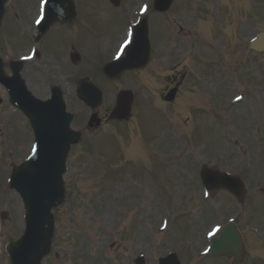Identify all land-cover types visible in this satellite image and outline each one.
I'll return each instance as SVG.
<instances>
[{
    "label": "rangeland",
    "instance_id": "obj_1",
    "mask_svg": "<svg viewBox=\"0 0 264 264\" xmlns=\"http://www.w3.org/2000/svg\"><path fill=\"white\" fill-rule=\"evenodd\" d=\"M30 12V9L24 8L22 10L21 7L16 5L14 12L5 18L3 24L7 19L11 20L5 26V32H7L5 36L8 34V40L16 41L21 38L22 30L27 29L31 22ZM101 33L100 29L96 31L97 35ZM166 35L167 22H161V39L165 38ZM5 36L2 37L4 42ZM5 44L8 46L6 42ZM78 47L83 51L84 56L90 52L95 55L91 49L83 44L82 39L79 40ZM19 50L25 52V48L22 50L21 46ZM60 52H62V49ZM212 54L215 55L216 53L212 51ZM204 58L206 61V57ZM194 59L192 49L186 51V47L181 49L178 47L174 58V66L170 70H165L161 65V74L155 77L154 81H150L148 87H144L142 93L139 94L136 104L137 110L130 124L114 127L115 123H103L96 131L86 132L71 148L68 157V169L64 175L66 198L62 205L54 209V221L50 226L53 231L50 251L46 252L45 250L42 253L43 258L40 264H83L79 258L84 256L88 261H92L94 253H96V260L99 263L104 262V264H125L128 260L126 256H136L138 254L144 255L148 264H151L150 257L161 255V252L158 253L159 248H157V245L153 247L150 239L152 236L158 237L161 242V233L158 230L161 223V203H163L162 206L165 205L164 203H172V206L180 213L175 218L179 222L182 220L181 215L184 210L191 207V205L193 207L206 201L202 197L201 189L197 190L193 187L192 189L197 191L192 192L189 189L191 193L187 198H182L183 201L175 202L170 196L177 189L180 190L177 184L182 186L181 182H187L188 179L196 177L197 171L203 162L232 173L239 172L238 168L243 166L247 170L244 179L250 185L247 189L249 194L246 198L248 197V201H250L253 199L252 194L258 195V192L255 191V183L257 182L260 185L262 181L264 182V113H261L260 108V103L261 106L264 105V60L261 61V64L255 62L259 64L257 65L259 69L254 71L262 74L263 85L261 83L258 85V89H261L262 93L255 90L254 86L257 83H254L253 80L248 81L240 75L237 79L233 78L229 81L231 76H228L226 80V84L229 81L227 85L228 95L226 94L228 102H231L235 90H245L246 96L244 95L240 104H234L236 107L235 112H223V115L229 113L231 118L234 119V124L230 121L227 125L222 119L221 111L223 110L222 107L227 106L221 101L214 105L207 104V101L209 103L211 101L208 100L206 95L213 96L207 91L209 86L205 83L207 78L206 80H196V85L193 84V79L196 76L194 74L202 70L201 64H198ZM93 65V59L80 61L76 67L77 76L81 79L85 75H89V79L92 78V81L97 86L100 85L104 91L105 94L101 104L95 108L103 116L106 113V108L110 109L112 107L113 88L117 84H122V81H101L97 75L89 71L88 68H92ZM55 66L51 64L50 70L58 77L59 84L57 86L68 94L65 97L68 109L74 112L75 115H79L77 123L82 124L85 122L83 121L84 118L88 117L89 111L82 102L77 100L75 91L78 83L76 85L74 80L62 77V73H64L62 64L58 62L55 63ZM59 69L61 72H59ZM167 73H170V75L165 76ZM249 75V73H245L243 76L248 77ZM182 76L184 79H180ZM212 80L216 79H211L210 82ZM174 81L180 83L182 87L177 100L173 104L160 102L157 97L155 101L147 106L148 100H151L150 95L156 97L160 95V92L162 95V92ZM37 94L44 95L45 92L38 91ZM160 104L161 135L163 134L161 139L165 138L161 142H164L166 146H162V150L154 145L148 148L147 144L152 142L150 139L140 143L138 139L134 141L131 137V140L130 135L127 133L128 130L132 131L134 127L139 128L142 126L145 114L147 116L154 114L149 116L148 122L152 124L150 127H156L154 124L158 121L159 116L153 109ZM147 107L153 108L147 110ZM205 108L209 109L207 111L202 110ZM10 112L14 114L13 111ZM0 117H4V115H0ZM15 121L17 120L15 119ZM170 124L176 125L186 144H175L170 136L164 132V129L171 127ZM238 125L243 132L241 137L250 144L247 150L241 143L235 141L239 136ZM27 132L25 126L18 125L9 133L10 143L8 139L1 137L0 131V156L3 148L10 152V156L5 155L0 160V192L6 198L10 197L7 176L11 174V167L14 163L10 160V157L26 148V138H19V135L24 136ZM102 135L104 136L100 138ZM96 136L98 137L96 138ZM154 137L158 138V129L155 130ZM161 151L172 153L175 158L172 157L168 161L164 159L159 161ZM185 151H187L185 156L178 153H184ZM202 154L204 155L202 156ZM249 164L254 168L252 172ZM88 169L91 170L88 171ZM134 173L137 176H134L133 179L137 178L136 182L139 186L130 181L131 178L129 177ZM122 175H125L124 178L112 189L111 184ZM85 176H93L95 181L91 183L82 182ZM100 180H102L101 183H98L95 187V182ZM14 199H16V196L12 197V200ZM208 199L207 204H204L199 211H192L189 214L198 221L195 231H191L188 221L177 224L171 222L168 228V232L172 234L170 239L180 241L189 237L191 232L193 238H200L201 232L213 222L212 219L216 218L217 205L223 206V204L227 205L229 203L231 204L230 210H234L232 207L234 203H237L235 198L224 191H216L209 195ZM96 205L98 206L97 209H95ZM209 205H212L213 209ZM222 206L219 208L220 212L223 210L224 206ZM130 207L136 210L133 214L136 215V219L130 220L127 216L120 218V216L133 213L129 211ZM244 207L248 210V203H245ZM170 208L172 209V207ZM253 208L255 217L260 219L258 212L264 211V203L258 202ZM7 209L10 210L9 215L5 221H0V264H9L5 245L17 238L23 228L21 208L20 210L16 209L13 203H7L3 198V201H0V211ZM97 216L103 217V222H97ZM262 216H264V213ZM115 219H119L116 227V230L119 231L118 234L114 235L104 229L102 231L101 226L108 227ZM171 219L173 218L171 217ZM207 219L211 220L208 221ZM143 220L150 225L146 230L143 227ZM247 222V219L244 218L240 230L245 239H249L250 246L253 244L254 236L246 229ZM140 223H142L141 228L145 230V232L142 231L145 234L144 238L137 231ZM129 244H132V250ZM111 245L115 247L114 252L116 254L108 252L106 260H104L100 257V252L102 253V250ZM121 254L123 256L120 259L116 257ZM65 256L66 261H64ZM248 256L246 257L247 262L243 264H248ZM203 261H201L202 264L217 263V259L214 257H209ZM259 264H264V261Z\"/></svg>",
    "mask_w": 264,
    "mask_h": 264
},
{
    "label": "water",
    "instance_id": "obj_2",
    "mask_svg": "<svg viewBox=\"0 0 264 264\" xmlns=\"http://www.w3.org/2000/svg\"><path fill=\"white\" fill-rule=\"evenodd\" d=\"M94 89H93V87H91L90 85H82L81 86V90H80V97L81 98H83L86 102H87V98H88V96H89V93L90 94H92V91H93ZM93 94H94V96H95V98H96V95L97 94H95L94 92H93ZM219 181V180H218ZM40 237H41V240H43L44 239V237L43 236H41L40 235ZM31 247L29 246V248H27V249H30ZM18 254H16V256H17Z\"/></svg>",
    "mask_w": 264,
    "mask_h": 264
},
{
    "label": "snow or ice",
    "instance_id": "obj_3",
    "mask_svg": "<svg viewBox=\"0 0 264 264\" xmlns=\"http://www.w3.org/2000/svg\"><path fill=\"white\" fill-rule=\"evenodd\" d=\"M36 22L40 23L39 20H37ZM129 37H131V33H129ZM130 42H131L130 39L129 40H125L124 44L121 46L120 53L123 52L124 48H126ZM120 53L117 54V58H119ZM26 58H29V57H26Z\"/></svg>",
    "mask_w": 264,
    "mask_h": 264
}]
</instances>
